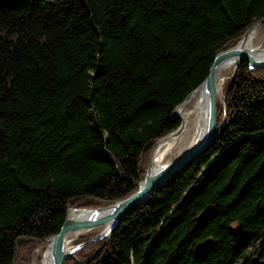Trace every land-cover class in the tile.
Here are the masks:
<instances>
[{"label": "trees", "instance_id": "trees-1", "mask_svg": "<svg viewBox=\"0 0 264 264\" xmlns=\"http://www.w3.org/2000/svg\"><path fill=\"white\" fill-rule=\"evenodd\" d=\"M262 19L264 0H0V264H30L69 208L135 192L175 109ZM223 94L214 142L64 264H238L261 238L264 256V68Z\"/></svg>", "mask_w": 264, "mask_h": 264}, {"label": "water", "instance_id": "water-1", "mask_svg": "<svg viewBox=\"0 0 264 264\" xmlns=\"http://www.w3.org/2000/svg\"><path fill=\"white\" fill-rule=\"evenodd\" d=\"M263 24L264 19L253 25L237 45L223 50L217 54L209 69L207 77L196 89L192 91L194 92L196 90H202L207 106V117L205 128L197 136L198 138L194 141L186 153L182 157L168 161L166 163L159 164L154 162V157L157 149L159 148L160 142L166 139L167 136L172 133L178 134L180 132L179 126L175 131L162 137L156 142L152 150L150 164L146 170L144 178L139 182L138 189L135 192L115 202L97 208H69L67 210L66 219L60 232L48 239L49 244L46 252L49 251L52 264H64L68 258L76 259L75 254L77 251L86 245L105 238H109L119 226V224L133 209L145 205L154 195L156 190L164 186L172 176L182 171L185 166H187L198 154L203 152L214 142V140L219 136L221 127V124L219 126L217 121L219 90L218 82L221 72L234 57L239 58L236 68L244 62L248 63V66L252 71L264 68V53L261 56H253L250 52L243 49L242 46L250 30L253 28L259 29ZM173 117L174 119L179 120L181 125L180 116L173 113ZM70 210L85 211L89 214L86 217L71 218L68 215ZM202 220L203 217L200 218V222ZM101 226H104V230L99 234L81 244H73L69 246V250L67 249L66 239L70 234L78 233L77 235H81ZM75 239H77V237L70 239L69 243ZM213 245L214 240L212 238H207L204 241L199 242L193 249L194 257L196 259L205 257ZM250 261L251 264H264L263 252L258 251L251 257Z\"/></svg>", "mask_w": 264, "mask_h": 264}, {"label": "bare ground", "instance_id": "bare-ground-1", "mask_svg": "<svg viewBox=\"0 0 264 264\" xmlns=\"http://www.w3.org/2000/svg\"><path fill=\"white\" fill-rule=\"evenodd\" d=\"M257 33L258 28H253L252 30H250L242 45L243 49L250 52L253 56H261L264 53V48H261L255 43ZM238 62V57L232 58L226 65V67L222 70V72L227 68L237 65ZM222 89L223 85L221 88L219 85L218 93H220ZM174 113L181 118L180 132L178 134L172 133L168 135L166 139L160 142L159 148L157 149L154 157L155 163H166L172 158L177 159L182 157L191 147L194 141L198 138L197 136L205 128L207 106L202 90H196L192 92L189 97L175 109ZM88 214V212L77 210H70L68 212V215L71 218L86 217ZM73 236L74 234H70L66 239L68 250L70 249L69 246L71 245V243H69V240ZM42 264H52L49 256V251L44 254Z\"/></svg>", "mask_w": 264, "mask_h": 264}, {"label": "rangeland", "instance_id": "rangeland-1", "mask_svg": "<svg viewBox=\"0 0 264 264\" xmlns=\"http://www.w3.org/2000/svg\"><path fill=\"white\" fill-rule=\"evenodd\" d=\"M264 25V24H263ZM263 25L258 29V33H257V38H256V45H258V46H260L261 48H264V27H263ZM260 38H259V37ZM237 45V44H236ZM238 68V67H237ZM236 68V65L235 66H232V67H230V68H227V69H225L222 73H221V75H220V77H219V85H220V88L222 87V85H223V89H224V83L225 82H227V81H229L230 79H231V77H232V74L234 73V71L237 69ZM223 89H222V91L220 92V93H218V105L219 104H222V102H223V99H224V94H223ZM154 148V147H153ZM175 158H172L171 160H174ZM170 160V161H171ZM149 164H150V161H149ZM149 166V165H148ZM148 168V167H147ZM147 170V169H146ZM146 173V172H145ZM107 205V204H106ZM102 206H104V205H102ZM93 230H97L98 231V233L97 234H99L101 231H103L104 230V226H101V227H98V228H95V229H93ZM93 230H91V231H93ZM91 231H88V232H91ZM88 232H85V233H83V234H86V233H88ZM96 232V231H95ZM78 233H74V236L72 237V238H76L77 237V239H78V237L79 236H81V235H83V234H81V235H77ZM96 234V235H97ZM71 238V239H72ZM77 239H75V240H73L72 242H71V245H73V244H77ZM88 241V240H87ZM86 242V241H85ZM261 242H262V238L260 239V240H258L255 244H253L252 246H251V248L246 252V254L240 259V261L238 262V264H242L244 261H246L247 259H250L253 255H254V253L258 250V248L260 247V244H261ZM48 244H49V242H48V240H47V242L45 243V244H42V245H40L38 248H36L35 250H34V252H33V254H32V261H31V263L30 264H42V259H43V257H44V254H45V252H46V250H47V247H48ZM79 244H81V243H79ZM70 245V246H71ZM78 252V251H77ZM76 255V260H77V253L75 254Z\"/></svg>", "mask_w": 264, "mask_h": 264}]
</instances>
